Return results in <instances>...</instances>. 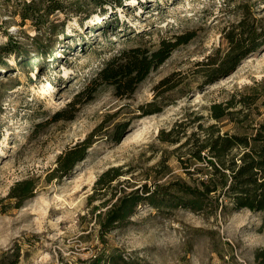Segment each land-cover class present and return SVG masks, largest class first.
I'll use <instances>...</instances> for the list:
<instances>
[{"label": "rangeland", "instance_id": "1", "mask_svg": "<svg viewBox=\"0 0 264 264\" xmlns=\"http://www.w3.org/2000/svg\"><path fill=\"white\" fill-rule=\"evenodd\" d=\"M105 1L0 0V264H109L115 255L132 264H264V211L232 208L206 161L216 159L208 147L197 155L204 142L237 135L248 146L226 156L234 168L264 132V0ZM185 33L192 38L132 94L102 84L90 100L78 97L124 47L155 50ZM84 139L85 157L63 176L59 155ZM113 168L118 178L96 184ZM24 179L34 190L18 205L8 195ZM208 179L218 188L205 210L144 203L106 225L114 202L144 185Z\"/></svg>", "mask_w": 264, "mask_h": 264}, {"label": "trees", "instance_id": "2", "mask_svg": "<svg viewBox=\"0 0 264 264\" xmlns=\"http://www.w3.org/2000/svg\"><path fill=\"white\" fill-rule=\"evenodd\" d=\"M121 0H106L105 3L111 2L120 5ZM99 2V1H98ZM97 1L95 3L99 4ZM102 4V3H101ZM59 9V7H56ZM250 33L252 31L248 29ZM247 30V31H248ZM192 38V34L185 33L176 37L175 41L162 40L158 48L151 50L142 46H127L121 50L119 54L111 57L103 66L95 72V76L89 81L87 85L78 94L84 96V100H90L93 97L95 90L102 84L113 85L115 93L120 96H126L133 93L137 85L148 75L152 70L159 67L170 56V54L177 48L178 44L185 43ZM245 52V51H244ZM243 51H238L229 56L226 66L221 64L219 70L232 69L238 60L234 58L243 55ZM239 55H237V54ZM218 75V74H217ZM78 101L71 105H76ZM219 107V106H218ZM217 118L221 116V112L215 115ZM72 117V116H71ZM67 117L68 119L71 118ZM65 118L62 113H57L55 119ZM264 131V126H263ZM119 134L116 135V138ZM90 143L88 139L82 140L81 144L67 149L63 154L59 155L60 165L58 170L67 175L68 171L75 165L76 162L82 161L86 155V147ZM243 144L248 146L245 138L234 136H216L210 142H204L197 152L198 157L204 148L208 147L212 159H206L211 168L212 174L220 175V183L222 187H226V192L230 193L232 197V208H248L257 209V211H264V180L258 181L259 178H264V132L257 134L254 137V142L249 146L248 152L241 156L242 163L235 164V167L226 166V156L235 146ZM224 170H229V184L225 183L226 173ZM260 173V174H259ZM259 174V175H258ZM121 173L113 168L103 172L96 181V184L110 183L118 178ZM62 176V177H63ZM211 179L201 180V187L184 184V186L176 185L175 190H170V186H159L151 189L144 185L141 194H130L127 197L119 198L106 211V225L112 226L114 223L121 224L134 213L135 208L140 204H148L155 208H173L175 206H182L192 211L205 210L209 206L210 192L217 190V185L211 183ZM34 188L30 180L24 179L17 181L9 192L8 197L15 198L18 205L23 199L32 195ZM257 257L263 258L264 251L257 252ZM121 257L115 255L109 258V264H118ZM123 264H132L134 261H124L120 259ZM107 264V263H104Z\"/></svg>", "mask_w": 264, "mask_h": 264}]
</instances>
